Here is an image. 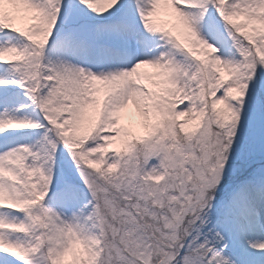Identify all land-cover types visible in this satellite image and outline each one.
Returning a JSON list of instances; mask_svg holds the SVG:
<instances>
[{
	"label": "snow or ice",
	"instance_id": "1",
	"mask_svg": "<svg viewBox=\"0 0 264 264\" xmlns=\"http://www.w3.org/2000/svg\"><path fill=\"white\" fill-rule=\"evenodd\" d=\"M0 264H264V0H0Z\"/></svg>",
	"mask_w": 264,
	"mask_h": 264
}]
</instances>
